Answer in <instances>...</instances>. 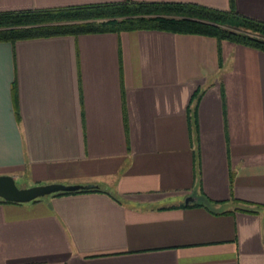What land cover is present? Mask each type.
Instances as JSON below:
<instances>
[{
  "label": "crops",
  "instance_id": "obj_1",
  "mask_svg": "<svg viewBox=\"0 0 264 264\" xmlns=\"http://www.w3.org/2000/svg\"><path fill=\"white\" fill-rule=\"evenodd\" d=\"M232 9L264 22V0ZM0 176L108 193L0 203V264H264V52L161 31L0 43Z\"/></svg>",
  "mask_w": 264,
  "mask_h": 264
},
{
  "label": "trees",
  "instance_id": "obj_2",
  "mask_svg": "<svg viewBox=\"0 0 264 264\" xmlns=\"http://www.w3.org/2000/svg\"><path fill=\"white\" fill-rule=\"evenodd\" d=\"M133 31L203 36L264 52V22L236 14L232 9V0H229L227 12L192 4L134 3L123 0L59 10L0 13V43H9L11 46L17 41L35 38ZM200 95L201 92L196 91L191 101L196 104ZM90 192L108 194L97 188L51 196ZM0 203L8 202L0 200ZM236 210L244 213L256 211L244 204H240Z\"/></svg>",
  "mask_w": 264,
  "mask_h": 264
},
{
  "label": "water",
  "instance_id": "obj_3",
  "mask_svg": "<svg viewBox=\"0 0 264 264\" xmlns=\"http://www.w3.org/2000/svg\"><path fill=\"white\" fill-rule=\"evenodd\" d=\"M97 189L95 185H63L51 183L36 185L28 188H18L13 179L9 176H0V200L13 204L30 203L56 193H72L77 191H88ZM191 202L190 198L185 199L184 204Z\"/></svg>",
  "mask_w": 264,
  "mask_h": 264
},
{
  "label": "rangeland",
  "instance_id": "obj_4",
  "mask_svg": "<svg viewBox=\"0 0 264 264\" xmlns=\"http://www.w3.org/2000/svg\"><path fill=\"white\" fill-rule=\"evenodd\" d=\"M16 186H17L18 188H21V187H20L21 185H19V184H17Z\"/></svg>",
  "mask_w": 264,
  "mask_h": 264
}]
</instances>
